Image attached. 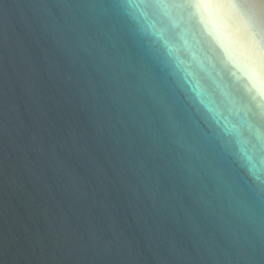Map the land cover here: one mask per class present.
Segmentation results:
<instances>
[{
    "label": "water",
    "instance_id": "obj_1",
    "mask_svg": "<svg viewBox=\"0 0 264 264\" xmlns=\"http://www.w3.org/2000/svg\"><path fill=\"white\" fill-rule=\"evenodd\" d=\"M232 3L0 0V264H264V62Z\"/></svg>",
    "mask_w": 264,
    "mask_h": 264
},
{
    "label": "clouds",
    "instance_id": "obj_2",
    "mask_svg": "<svg viewBox=\"0 0 264 264\" xmlns=\"http://www.w3.org/2000/svg\"><path fill=\"white\" fill-rule=\"evenodd\" d=\"M202 6L220 13H229L221 19L220 27L224 40L235 55L264 62V29H252L249 22L235 11H226L235 9L232 3H208Z\"/></svg>",
    "mask_w": 264,
    "mask_h": 264
}]
</instances>
